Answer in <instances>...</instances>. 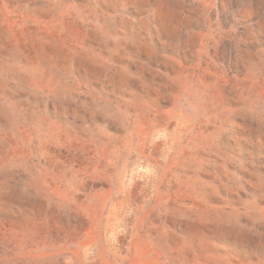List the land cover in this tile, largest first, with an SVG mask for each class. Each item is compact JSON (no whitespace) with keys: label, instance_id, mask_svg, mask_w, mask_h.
<instances>
[{"label":"rangeland","instance_id":"374dc122","mask_svg":"<svg viewBox=\"0 0 264 264\" xmlns=\"http://www.w3.org/2000/svg\"><path fill=\"white\" fill-rule=\"evenodd\" d=\"M0 264H264V0H0Z\"/></svg>","mask_w":264,"mask_h":264}]
</instances>
